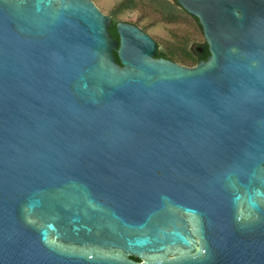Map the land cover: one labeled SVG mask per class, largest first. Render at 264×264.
<instances>
[{"label":"water","instance_id":"1","mask_svg":"<svg viewBox=\"0 0 264 264\" xmlns=\"http://www.w3.org/2000/svg\"><path fill=\"white\" fill-rule=\"evenodd\" d=\"M178 1L194 66L93 0H0V264H264V0Z\"/></svg>","mask_w":264,"mask_h":264},{"label":"rangeland","instance_id":"2","mask_svg":"<svg viewBox=\"0 0 264 264\" xmlns=\"http://www.w3.org/2000/svg\"><path fill=\"white\" fill-rule=\"evenodd\" d=\"M101 10L117 21L132 22L144 28L159 49L172 55L176 61L194 66V61L186 49L190 40H202V34L190 26L191 23L169 16L168 12L159 14L150 0H93Z\"/></svg>","mask_w":264,"mask_h":264},{"label":"flooded vegetation","instance_id":"3","mask_svg":"<svg viewBox=\"0 0 264 264\" xmlns=\"http://www.w3.org/2000/svg\"><path fill=\"white\" fill-rule=\"evenodd\" d=\"M150 1H151L150 3L153 6H156V10L159 12V14L165 15V13L168 12L169 16H173L175 18L182 19L185 22H189V23H191L190 26L192 28H194L195 30L197 29L199 32H201L202 40H197V39L190 40L189 45H188V49H186V50L190 55V59L195 62L194 65L198 64L200 61L207 60V58L210 54L209 46H208L207 41H206L205 36H204L203 27L200 24L198 18L195 17L194 15H192L191 13H189L187 11V9L178 0H150ZM118 22L119 21H117L116 19L115 20L113 19L112 24H114V23L116 24ZM129 23H132V22H129ZM132 24H135V23H132ZM135 25H137V24H135ZM137 26L140 27L139 25H137ZM140 28L143 31H145L144 28H142V27H140ZM156 57L176 61V59L172 55L168 54L167 52H165V51L159 52V46H158V51H157ZM176 62H178V61H176ZM191 66H193V65H191Z\"/></svg>","mask_w":264,"mask_h":264},{"label":"trees","instance_id":"4","mask_svg":"<svg viewBox=\"0 0 264 264\" xmlns=\"http://www.w3.org/2000/svg\"><path fill=\"white\" fill-rule=\"evenodd\" d=\"M110 32H111V34H112V36L114 37V38H119V35H118V33H117V29H116V24L114 23V24H112V26L110 27ZM159 52H164V51H162V50H160L159 49ZM160 54V53H159ZM158 54V55H159ZM208 54V53H207ZM115 56H116V59H117V61H119V58H118V55H117V52H115Z\"/></svg>","mask_w":264,"mask_h":264}]
</instances>
